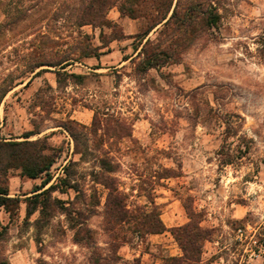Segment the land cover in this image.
<instances>
[{
  "label": "rangeland",
  "instance_id": "1",
  "mask_svg": "<svg viewBox=\"0 0 264 264\" xmlns=\"http://www.w3.org/2000/svg\"><path fill=\"white\" fill-rule=\"evenodd\" d=\"M64 1L34 2L32 16L0 38V77L15 70L16 83L0 104V138L42 140L56 158L50 184L74 161L79 192L53 191L48 216L37 209L26 218L24 202L11 217L2 214L0 264H96L98 257H106L100 264L139 257L143 264L167 263L173 247L163 246L178 245L171 232L166 238L145 233L134 221L108 223V190L95 182L102 174L115 178L130 213L155 211L169 222V212L178 209L174 223L192 216L208 240L217 241L213 257L264 264V0H207L219 7L217 26L175 45L158 69L145 72L137 54L147 37L146 49L156 50L161 25L142 39L148 22L113 7L108 17L115 29L81 28L103 54L64 69L42 66L48 71L35 77L25 73L36 32H46L61 54L75 41L71 23L50 19ZM114 34L119 38L111 41ZM29 132L36 133L25 137ZM97 158L117 164L116 171L101 170ZM19 172H8L10 196H31L40 180L19 178ZM64 208L80 213L71 214L80 227H71Z\"/></svg>",
  "mask_w": 264,
  "mask_h": 264
},
{
  "label": "trees",
  "instance_id": "2",
  "mask_svg": "<svg viewBox=\"0 0 264 264\" xmlns=\"http://www.w3.org/2000/svg\"><path fill=\"white\" fill-rule=\"evenodd\" d=\"M34 2H36L34 6H37L41 0H8L0 3V12L3 15V19L0 21V38L32 16L29 13L32 12ZM113 7L118 9L121 16L132 19L144 18L148 22V27L141 36L142 39H145L154 28L161 25L158 38L160 43L156 50L146 49V46L151 43V39L147 37L137 54L139 55L141 52L143 55V61L138 65V69L144 72L151 68L158 69L162 59L171 57L175 45L185 46L192 43L207 29L216 27L220 19L219 7L207 0H67L59 4V7L52 12L50 19L54 22L62 19L72 24L75 41L71 48L66 52L67 54H61L57 49L49 46L51 44L49 42L53 39L49 38L46 32L41 30L36 32L34 38L29 42L32 50L24 56L25 73H34L35 77L42 71H48L47 68H41L42 66L64 69L68 64L80 58L97 57L103 54L104 52L100 51L99 46L92 45L91 37L81 28L90 25L101 29L103 27L115 29L117 24L108 17V12ZM65 8H67V12H65ZM42 21H44V17L40 18L41 23ZM36 38H39L41 46L33 44ZM118 38L114 34L111 41ZM129 58L130 56H125L123 61ZM36 69L39 70L36 71ZM14 71L0 77V104L6 94L16 85ZM51 71L58 74L56 70ZM35 133L29 132L25 137ZM71 136L78 146L77 136L75 134H71ZM46 150V144L38 138L23 141L0 138V208H3L10 217L15 214L22 202L25 203L26 218H29L37 209L41 216H48L49 214L45 211L50 207L49 199L53 191L59 190L63 193L71 188L79 192L78 184L72 179V176L75 175V170L72 169L75 162L72 160L63 166V175L57 177L50 184L53 179L51 168L56 158ZM97 163L99 168L106 173L116 171L117 164L115 165L105 158H97ZM14 169H19V174L22 177L32 181L40 180L33 186L31 196L24 198L10 196L8 172ZM95 182L102 184L108 190L105 212L109 224L125 223L127 220L128 222L134 221L147 234L163 233L167 230L159 218V214H156L155 211L153 213L141 211L139 215H135L126 210L125 194L120 190L114 177L102 174L101 178L95 179ZM53 200L60 205L64 203L57 198ZM72 213L77 214V217L80 213L78 214L75 210L71 212L66 209L65 211V214L73 220L71 227L75 228L82 222L71 216ZM39 221L40 218L35 220L37 226ZM0 228H5L1 222ZM169 232L177 241L182 254L166 257L167 263L165 264H200L203 245L208 240L207 230L201 226V220L195 221L191 216L185 224L169 228ZM79 239L81 238H78V234L75 233V241L77 242ZM102 259L104 260L106 257H98L95 263L100 264ZM111 259L120 258L114 256ZM126 264L143 263L139 258H134Z\"/></svg>",
  "mask_w": 264,
  "mask_h": 264
},
{
  "label": "crops",
  "instance_id": "3",
  "mask_svg": "<svg viewBox=\"0 0 264 264\" xmlns=\"http://www.w3.org/2000/svg\"><path fill=\"white\" fill-rule=\"evenodd\" d=\"M123 61V60H122ZM19 178H22V176H18ZM26 178V177H25ZM26 179H28V178H26ZM28 180H30V181H32L31 179H28ZM10 191V190H9ZM11 195V194H10ZM177 211V215L175 214V213H171V212H169V217H168V219H169V222H167V221H165V222H163V224L165 225V227L167 228V230H165L163 233H156L157 235H162L163 237H166L167 238V236H168V234H169V228H172V227H175V225L174 224H176V223H174V221L176 220V219H178V218H181L180 216H181V211L180 210H176ZM184 211H185V209H184ZM2 214H4V215H6V214H8L7 212H5V210L3 209V208H0V222L2 223V220H1V215ZM9 215V214H8ZM183 223L184 222H181V223H178V224H176L177 226H180V225H183ZM207 241V243L208 244H206V245H203V249H202V256H201V258H202V261L201 262H203L204 261V259H205V261H207L210 257H213V256H215V254L217 253L216 252V248L214 247V245L217 243V241H210V240H206ZM173 247V249L172 248H170V251H171V253H169L166 257H168V256H180L181 254H182V251H181V249L178 247V245L177 244H175V245H168V246H163V247H165L166 249L168 248V247ZM175 247V248H174ZM165 257V258H166ZM140 259H141V257H139ZM210 264H228V261L226 260V259H224V257L223 256H216V257H213L212 258V261L210 262Z\"/></svg>",
  "mask_w": 264,
  "mask_h": 264
},
{
  "label": "built area",
  "instance_id": "4",
  "mask_svg": "<svg viewBox=\"0 0 264 264\" xmlns=\"http://www.w3.org/2000/svg\"><path fill=\"white\" fill-rule=\"evenodd\" d=\"M240 231V230H239Z\"/></svg>",
  "mask_w": 264,
  "mask_h": 264
}]
</instances>
